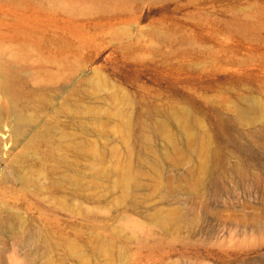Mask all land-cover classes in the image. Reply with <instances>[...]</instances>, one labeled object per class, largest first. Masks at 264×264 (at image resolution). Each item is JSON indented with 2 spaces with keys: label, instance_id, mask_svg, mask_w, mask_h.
<instances>
[{
  "label": "rangeland",
  "instance_id": "rangeland-1",
  "mask_svg": "<svg viewBox=\"0 0 264 264\" xmlns=\"http://www.w3.org/2000/svg\"><path fill=\"white\" fill-rule=\"evenodd\" d=\"M21 7L23 21L18 19ZM246 16L250 23L263 22L264 0H0V59L15 57L20 65L22 101L51 102L41 118L57 117L59 123L71 125L69 117L55 116L58 105H66L69 98V103L77 98L83 125L89 107L101 115L123 108L146 116L156 108L185 106L212 134L225 170L221 168L224 173L211 187L213 193H178L176 205L185 217L166 228L150 221L147 213L154 205L171 206L159 203L157 196L143 200L137 209H124L103 202L106 196L98 187L73 189L75 194L52 192L49 179L37 176V170L30 172V187L9 172L8 180L0 182L7 192L0 195V204L20 211L33 225L51 227L63 240L84 241L94 228L113 240L116 255L119 248L125 252L116 264H147V259L150 264H264V226L251 224L253 218L264 224V138L217 112L236 94L264 101V29L248 40L229 25ZM90 81L95 83L84 89ZM99 121H91L90 140L98 146L106 142L108 148L119 144L113 124ZM56 124L50 122L53 133L59 129ZM10 146L11 153L19 151ZM243 151L249 152L245 160L253 166L240 180L227 171ZM49 163L47 158L45 166ZM0 167L8 172L4 162ZM168 168L174 175L175 169ZM87 174L79 173L84 181ZM91 194L96 200H89ZM16 240L6 231L0 233V264H38ZM57 252L64 254L62 249Z\"/></svg>",
  "mask_w": 264,
  "mask_h": 264
},
{
  "label": "bare ground",
  "instance_id": "bare-ground-1",
  "mask_svg": "<svg viewBox=\"0 0 264 264\" xmlns=\"http://www.w3.org/2000/svg\"><path fill=\"white\" fill-rule=\"evenodd\" d=\"M17 10L18 19L23 21L25 8ZM249 20L246 16L240 19L239 24L230 20L229 25L245 39H255L256 32L264 29V21L259 19L250 23ZM125 32L127 30L114 32V36L120 37ZM14 59H0V93L3 97L0 102V163L4 162L8 169L6 172L4 167H0L4 173L0 176L1 183L8 180L10 172L16 182L30 187L33 181L30 172L37 170V176L43 174L49 179L52 192L66 190L69 193L73 189L77 192L89 186L98 187L102 195L106 196L103 202L108 201L132 210L137 209L143 200L157 196L159 203H171V206L161 208L154 205L147 213L150 221L165 228L172 227V224L178 225L185 217L182 209L176 205L178 193L186 191L199 196L213 193L211 187L222 173L224 155L213 145L212 134L203 127L202 120L191 108L174 105L153 109L146 116H134L126 113L123 108L108 110L101 115L89 107L85 110L87 117L83 125L84 121H78V114L83 113H79L82 110L74 103L77 98L74 101L72 99V103H69V98V102L66 99L67 104L64 102L66 105H58L55 116L63 114L69 117L71 125L59 123L57 117L46 120L40 114H47V108L51 107L49 100L39 98L31 105L21 100L24 95L20 83L23 72ZM67 63L71 66V62L67 60ZM94 83L87 82L84 89ZM230 101L227 106L217 109L218 114L224 117L231 115L239 123L236 124L247 126L250 131L263 136V139L264 101L250 94H236ZM222 118L219 117V120ZM92 119L100 120L103 125L111 122L119 144L108 148L106 142L100 146L93 143L89 138ZM50 122L57 123L59 129L55 133L51 130ZM27 125L30 126L28 129ZM79 130L81 134H78ZM156 139L161 141L159 145H156ZM10 144L13 149L19 147V151L11 153L12 150H8ZM43 147L46 148L42 150ZM246 153L239 156V161L234 164L232 162L227 171L237 175L240 180L245 177L247 169L253 166L248 164L250 158L248 162L245 160L246 156H250ZM44 154H47L50 161L48 167L45 166L47 158ZM254 157L256 159L258 156ZM28 159L38 166L29 164ZM168 166L175 169L174 175L167 172ZM83 170L88 173L87 181L79 175ZM6 193L5 188H0V195L5 196ZM89 200L94 201L96 197L91 194ZM5 205L4 201L0 204V233L6 231L9 237L17 239L19 245L27 247L29 256L38 264H67V260L72 264H116L117 257L125 254L119 248L120 255H116L117 246L113 240L100 236L94 228L91 236L84 241L69 238L63 240L53 235L51 227L33 225L20 211ZM93 214L95 212L89 215ZM261 223L258 218L251 220L256 229L264 226ZM58 249H62L64 254L58 253ZM146 263L150 264V259Z\"/></svg>",
  "mask_w": 264,
  "mask_h": 264
}]
</instances>
